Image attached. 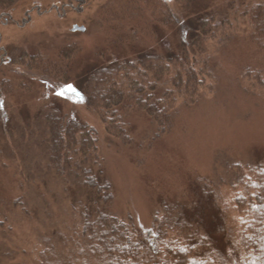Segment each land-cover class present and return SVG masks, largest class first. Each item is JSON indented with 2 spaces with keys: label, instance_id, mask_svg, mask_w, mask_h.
Listing matches in <instances>:
<instances>
[{
  "label": "rangeland",
  "instance_id": "rangeland-1",
  "mask_svg": "<svg viewBox=\"0 0 264 264\" xmlns=\"http://www.w3.org/2000/svg\"><path fill=\"white\" fill-rule=\"evenodd\" d=\"M13 7L11 17L22 26L0 24V264H94L74 206L83 194L73 180L56 178L39 145L35 118L49 104L97 130L119 215L149 229L163 202L191 201L195 189L214 191L237 238L236 199L246 190L238 173L264 161V0H14ZM215 8L226 19L187 56L190 65L208 68L197 94L173 104L166 129L135 108L123 112L125 137L107 134L77 97L86 73L172 52L179 26ZM74 25L84 31H71ZM63 49L73 51L67 75L45 72L40 61ZM174 62L167 74L176 71Z\"/></svg>",
  "mask_w": 264,
  "mask_h": 264
},
{
  "label": "trees",
  "instance_id": "trees-1",
  "mask_svg": "<svg viewBox=\"0 0 264 264\" xmlns=\"http://www.w3.org/2000/svg\"><path fill=\"white\" fill-rule=\"evenodd\" d=\"M13 5L14 0H0L3 11ZM167 14L176 25L180 24L179 17L169 11ZM227 14L215 8L214 12L202 13L179 26L182 34L167 55H145L88 71L76 89L78 99L93 111L107 134L125 137L123 112L135 108L144 109L160 129H166L174 116L173 104L177 100L188 103L197 94L201 72L208 70L203 64L201 69L196 61L190 65L187 56L194 54L200 42L202 46L206 43ZM258 17L254 20L260 24ZM260 35L261 32L258 42ZM71 52L63 49L40 63L45 72H61L66 76ZM31 57L30 61L34 56ZM172 62L176 71L167 74L165 66ZM35 121L40 126L39 145L45 151L48 169L54 170L57 179L73 180L83 194L74 206L82 243L94 264H264L261 159L246 163L244 176L238 173V182H243L246 190L236 199L242 215L237 238H231L226 213L215 204L217 193L196 189L192 190L190 202L184 199L163 202L153 214L151 227L141 229L130 215H119L114 209L112 187L98 153L95 127L52 104L45 106ZM237 166L244 170L241 164ZM233 178L237 180L236 175Z\"/></svg>",
  "mask_w": 264,
  "mask_h": 264
},
{
  "label": "flooded vegetation",
  "instance_id": "flooded-vegetation-1",
  "mask_svg": "<svg viewBox=\"0 0 264 264\" xmlns=\"http://www.w3.org/2000/svg\"><path fill=\"white\" fill-rule=\"evenodd\" d=\"M39 6H41L39 4ZM15 12V8L12 7L11 9L7 10V11H0V24L9 26L10 23H13L14 25H16L17 27L22 26V24L18 25V23L16 24L15 21L13 20L14 18H12V14ZM23 23V22H22ZM24 25V24H23ZM81 28H83V30H80ZM71 31H84V27H80L78 25H74L71 29ZM0 53L2 52V49H0ZM3 60V58L1 59Z\"/></svg>",
  "mask_w": 264,
  "mask_h": 264
},
{
  "label": "snow or ice",
  "instance_id": "snow-or-ice-1",
  "mask_svg": "<svg viewBox=\"0 0 264 264\" xmlns=\"http://www.w3.org/2000/svg\"><path fill=\"white\" fill-rule=\"evenodd\" d=\"M68 90L72 91V92H75V89H73L71 86H68ZM57 95H62V93H57Z\"/></svg>",
  "mask_w": 264,
  "mask_h": 264
},
{
  "label": "water",
  "instance_id": "water-1",
  "mask_svg": "<svg viewBox=\"0 0 264 264\" xmlns=\"http://www.w3.org/2000/svg\"><path fill=\"white\" fill-rule=\"evenodd\" d=\"M80 30H83V28H81Z\"/></svg>",
  "mask_w": 264,
  "mask_h": 264
}]
</instances>
